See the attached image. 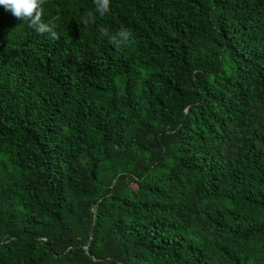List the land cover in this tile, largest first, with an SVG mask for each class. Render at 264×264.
I'll list each match as a JSON object with an SVG mask.
<instances>
[{"label":"trees","instance_id":"trees-1","mask_svg":"<svg viewBox=\"0 0 264 264\" xmlns=\"http://www.w3.org/2000/svg\"><path fill=\"white\" fill-rule=\"evenodd\" d=\"M42 19L0 6V264H264V0Z\"/></svg>","mask_w":264,"mask_h":264},{"label":"clouds","instance_id":"clouds-1","mask_svg":"<svg viewBox=\"0 0 264 264\" xmlns=\"http://www.w3.org/2000/svg\"><path fill=\"white\" fill-rule=\"evenodd\" d=\"M46 0H0V6L9 11L16 19L27 21L28 26L35 30L37 34H50L52 39H57L55 24L52 21L43 22V5ZM95 11L101 16L110 11V0H94ZM95 21V15L89 12L83 19L84 24ZM102 36H108L109 42L113 43L117 37H122L118 43L122 44L132 39L128 29L121 27L115 35H110L106 29L101 30Z\"/></svg>","mask_w":264,"mask_h":264}]
</instances>
